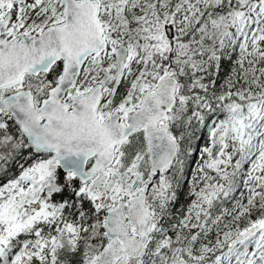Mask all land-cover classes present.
<instances>
[{"label": "snow or ice", "instance_id": "1", "mask_svg": "<svg viewBox=\"0 0 264 264\" xmlns=\"http://www.w3.org/2000/svg\"><path fill=\"white\" fill-rule=\"evenodd\" d=\"M0 264H264V0H0Z\"/></svg>", "mask_w": 264, "mask_h": 264}]
</instances>
